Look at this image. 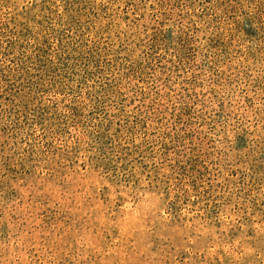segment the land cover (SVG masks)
Wrapping results in <instances>:
<instances>
[{
	"label": "rangeland",
	"instance_id": "obj_1",
	"mask_svg": "<svg viewBox=\"0 0 264 264\" xmlns=\"http://www.w3.org/2000/svg\"><path fill=\"white\" fill-rule=\"evenodd\" d=\"M0 264H264V0H0Z\"/></svg>",
	"mask_w": 264,
	"mask_h": 264
}]
</instances>
